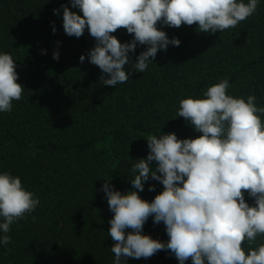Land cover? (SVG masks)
Returning <instances> with one entry per match:
<instances>
[{
    "label": "trees",
    "instance_id": "trees-1",
    "mask_svg": "<svg viewBox=\"0 0 264 264\" xmlns=\"http://www.w3.org/2000/svg\"><path fill=\"white\" fill-rule=\"evenodd\" d=\"M63 4L71 7L70 0H0V52L13 56L24 87L12 110L0 113V171L18 175L40 200L11 225L10 243L0 245V264H114L115 241L108 235L114 213L101 185L111 177L109 183L122 193L132 189V165L149 152L146 137L162 131L178 138L201 134L177 116L180 99L202 95L227 77L229 94H253L264 107V0L251 16L222 32L199 31L196 23L158 22L180 44L158 50L142 73L126 64L130 77L116 86L103 84L101 76L108 74L89 62L87 52L96 41L87 27L80 37L65 33ZM112 34L121 42L133 36L123 27ZM146 47L137 44L130 63ZM162 189L150 178L139 194L150 201ZM245 199L254 203L246 192ZM143 232L169 238L163 222L153 223L151 216ZM127 264L179 262L160 250L147 259L127 258ZM185 264H192L191 258Z\"/></svg>",
    "mask_w": 264,
    "mask_h": 264
},
{
    "label": "clouds",
    "instance_id": "clouds-1",
    "mask_svg": "<svg viewBox=\"0 0 264 264\" xmlns=\"http://www.w3.org/2000/svg\"><path fill=\"white\" fill-rule=\"evenodd\" d=\"M260 0H70L60 7L65 33L80 37L87 27L95 38L87 56L102 73V83L126 82L131 70L142 73L158 50L178 46L157 27L161 22L179 27L197 24L202 32L234 28L257 9ZM79 8L82 14L73 11ZM60 9H53L59 14ZM125 28L133 34L121 42L114 33ZM52 31L55 32L53 22ZM137 44L146 45L130 63ZM42 54L46 50H41ZM58 59V51L53 52ZM81 63L85 54L79 57ZM227 77L211 84L202 95H188L179 101L177 116L201 134L178 138L175 132L146 137L149 152L136 159L131 171L132 189L121 192L105 179L104 192L110 211L108 235L114 264L127 258L147 259L160 250H169L179 264H264V107L253 94H229ZM24 87L18 83L13 56L0 52V113L12 110ZM155 161V164L151 162ZM163 185L152 200L140 192L149 179ZM149 185V191L154 190ZM245 192L254 199L250 204ZM40 200L27 189L18 175L0 171V245L7 246L11 225L33 212ZM163 222L167 241L143 232L149 217ZM126 229H131L126 234Z\"/></svg>",
    "mask_w": 264,
    "mask_h": 264
}]
</instances>
